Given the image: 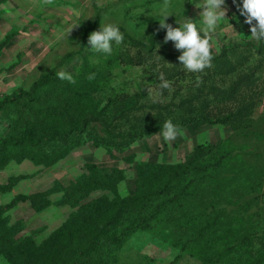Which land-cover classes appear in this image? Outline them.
I'll use <instances>...</instances> for the list:
<instances>
[{"label":"rangeland","instance_id":"obj_1","mask_svg":"<svg viewBox=\"0 0 264 264\" xmlns=\"http://www.w3.org/2000/svg\"><path fill=\"white\" fill-rule=\"evenodd\" d=\"M164 2L54 0L45 6L42 0H7L0 4V95L29 89L42 74L64 68L76 80L75 84L61 79L47 82L40 102L7 107L0 114L3 136H20L28 127L35 135L42 131L49 135L55 128L63 132L74 123L80 125L82 115L93 113H101L104 119L91 124L100 137L116 116V126L111 127L117 136L125 130L119 122L121 113L144 106L169 109L159 125L168 119L178 124L209 112L213 119L233 115L225 124L180 126L184 135L171 143L154 135L125 152L119 144L109 152L80 133L37 147L0 149V264H48V253L54 250L60 253L58 264H264V40L250 37V26L240 14L242 0H225L227 19L221 20L212 39L211 67L189 72L177 59L182 50L173 41L164 42L166 29L158 20ZM168 3L171 16L166 22L173 27L179 26L176 21L182 24L184 17L202 25L203 9L192 0ZM100 23L117 25L124 34L122 44L113 43L111 55L95 53L88 45L89 34L99 30ZM73 25L79 26L68 36ZM131 38L143 43L133 44ZM92 73L95 78L90 81L87 77ZM161 73L170 88L159 87ZM109 104L114 106L105 109ZM143 128L134 126L133 132ZM248 131L251 138L238 140L233 148L236 159L228 168L229 172L236 169L238 179L218 206L229 215L221 230L199 242L192 236L177 239L171 233L148 231H138L123 242V235L118 239L126 226L121 221L109 227L110 240L116 241L99 253L91 252L97 234L94 225L118 206L106 199L112 201L116 195L104 189L108 180L96 170L106 173L114 164L127 169L125 195L133 191L138 175L134 154L153 161L183 162L198 146L235 133L243 137ZM97 212L96 220L88 219ZM73 227L77 233L69 245ZM32 242L40 247L36 253ZM88 246V251L71 253L72 247Z\"/></svg>","mask_w":264,"mask_h":264},{"label":"trees","instance_id":"obj_2","mask_svg":"<svg viewBox=\"0 0 264 264\" xmlns=\"http://www.w3.org/2000/svg\"><path fill=\"white\" fill-rule=\"evenodd\" d=\"M6 1L0 0V4ZM131 41L133 44L143 43L134 38H131ZM165 55L174 58L173 53L165 52ZM57 79L59 78L56 76V72L53 74L44 73L29 89H20L13 94L0 95V114L7 107L17 106L25 101L33 104L40 102V93L44 85ZM113 106L114 104H109L105 109L111 110ZM165 110L169 109L144 106L136 110H124L125 112L121 113L119 122L123 124L125 130L119 132L117 136L113 135L115 132L111 126H116L115 116L113 125L112 123H109V126L107 124L104 127L106 133L101 137L96 134L95 128L91 127V124L94 122H104L101 113L82 115L80 125L74 123L68 130L63 132L55 128L49 135L46 131L35 135L31 129L32 127H28L22 131L20 136H3L1 134L0 120V149L4 147H17L24 144L37 147L38 145L48 144L55 140L66 141L70 136L74 137L80 133V136L92 139L96 146L106 147L109 152H111L113 147H116V144L121 145L119 150L125 152L137 141L150 137L162 130L163 123L160 125L159 123H161L162 114ZM159 114L161 116L158 118ZM209 114L205 113L199 117H195L196 119L189 118L178 124H174L183 127L192 125L196 129L206 123L225 124L233 117V115H229L226 118L217 117L213 119ZM155 116L156 120L153 121ZM151 123H153V128L150 126ZM141 124L144 128L139 132H133L134 126ZM146 126H148V129L145 128ZM251 135V131L245 132L243 137L235 133L216 143L198 146L187 160L183 162L140 161L136 164L138 166V175L135 179V191L133 194L126 196L121 194L119 184L127 178V169L113 167L108 173L96 170V172L100 173L101 177L108 180L107 182L105 181L106 185L104 189H110L116 195L112 201L109 198L106 199L111 205L116 203L118 206L105 221L98 226L94 225L97 234L92 239L93 247L91 248V252L96 250L99 253V250L106 246L110 247L111 243L116 241L117 238L110 240L111 229L109 227L118 226L121 221L122 224H126L124 231L118 236V239H121L122 235L125 237L123 242L130 235L138 231H148L153 234L157 232L161 235L171 233L177 239L192 236L194 242H199V240L205 239L208 234L221 230L225 224L224 220L229 215H227L225 210L218 209V206L228 189L232 186L234 187L238 179L236 169L229 172L230 169L228 168L236 159L233 148L238 140H249ZM249 154L247 153L246 155ZM134 155L133 161H136V154ZM133 161H129V163ZM96 185L86 187L95 188L93 186ZM88 192L86 190L84 196H87ZM82 198L80 197V200ZM19 199L20 197L15 198L13 203ZM98 214L97 212L95 218L89 217L88 219L96 220ZM93 222L91 220V226ZM69 223H66L64 228ZM75 233L77 232L75 227H73L69 245L74 243ZM187 242H185L184 248ZM32 243L34 244V251L36 253L40 247L36 246L35 242ZM89 248V246L85 248L72 247L71 253L74 251H88L90 250ZM59 255L60 253L57 250L49 252L47 256L48 264H58L60 262Z\"/></svg>","mask_w":264,"mask_h":264},{"label":"clouds","instance_id":"obj_3","mask_svg":"<svg viewBox=\"0 0 264 264\" xmlns=\"http://www.w3.org/2000/svg\"><path fill=\"white\" fill-rule=\"evenodd\" d=\"M196 8L203 9L200 13L202 25L197 26L196 20L184 17L182 24L176 21L178 27H173L167 23V18L171 16L167 12L169 6L168 0H165L164 7L161 10V18L159 20L160 27L166 29L164 42H175V48L182 50V54L178 57L183 67L193 73H199L204 69L211 67L213 60L212 39L217 34L220 22L227 19V8L224 7L225 0H192ZM43 5H52L54 0H42ZM240 14L245 17V23L250 26V37L256 41L264 40V0H242ZM255 21V23H253ZM79 25H73L68 29V36L71 31ZM124 42V34L119 26L114 24H101L99 30L92 31L88 36V45L95 53L111 55L113 51V43L120 45ZM78 45V44H77ZM61 80H66L71 84H75L76 80L72 73L61 69L56 73ZM95 73L90 74L87 79L93 80ZM161 81L159 87L168 89L171 83L165 79L163 73L159 75ZM198 83L202 81L198 80ZM219 127V126H218ZM161 132L165 142L171 143L178 137L184 135V130L174 124L171 119L163 122ZM102 151V149L98 150ZM131 178V177H130Z\"/></svg>","mask_w":264,"mask_h":264},{"label":"crops","instance_id":"obj_4","mask_svg":"<svg viewBox=\"0 0 264 264\" xmlns=\"http://www.w3.org/2000/svg\"><path fill=\"white\" fill-rule=\"evenodd\" d=\"M161 131H159V132H156V133H154L153 135H151L150 137H147V138H143V139H141V140H139V141H144V140H149L151 137H153L154 135H160L159 133H160ZM162 136V135H161ZM138 141V142H139ZM143 154V153H142ZM141 154H139V153H137V155H136V161L134 162L135 164H137L138 162H140V161H149V162H163V163H172V162H179V161H182L181 159H178L177 161L176 160H173V161H159V160H157V161H153V160H150V159H148L147 158V156L146 157H144V156H141ZM113 167H121V165H118V164H114L111 168H110V170H109V172L111 171V169L113 168ZM121 168H124V167H121ZM106 173H108V172H106ZM127 179V178H126ZM125 179V180H126ZM125 180H123L120 184H119V189H120V192H121V194H122V190H123V184H125ZM135 188H136V185H135V187H134V189H133V191L132 192H129L128 194H122L123 196H126V195H130V194H133L134 193V191H135Z\"/></svg>","mask_w":264,"mask_h":264}]
</instances>
